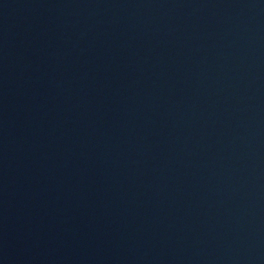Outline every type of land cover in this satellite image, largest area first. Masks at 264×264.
<instances>
[{
  "label": "water",
  "instance_id": "water-1",
  "mask_svg": "<svg viewBox=\"0 0 264 264\" xmlns=\"http://www.w3.org/2000/svg\"><path fill=\"white\" fill-rule=\"evenodd\" d=\"M0 264H264V0H0Z\"/></svg>",
  "mask_w": 264,
  "mask_h": 264
}]
</instances>
